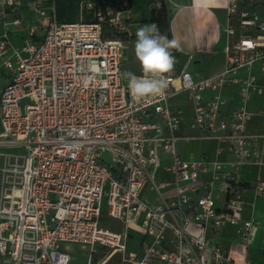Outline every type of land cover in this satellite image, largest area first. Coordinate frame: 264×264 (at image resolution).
Here are the masks:
<instances>
[{
	"label": "built area",
	"instance_id": "1",
	"mask_svg": "<svg viewBox=\"0 0 264 264\" xmlns=\"http://www.w3.org/2000/svg\"><path fill=\"white\" fill-rule=\"evenodd\" d=\"M255 1L264 4L228 0L221 69L198 75L171 49L166 95L137 99L122 77L130 0H0L1 264H81L74 245L86 264H250L216 240L226 226L264 251V102L250 107L264 96ZM23 7L37 23L18 47L10 35ZM203 140L213 155L179 147ZM131 230L141 235L135 251Z\"/></svg>",
	"mask_w": 264,
	"mask_h": 264
},
{
	"label": "crops",
	"instance_id": "2",
	"mask_svg": "<svg viewBox=\"0 0 264 264\" xmlns=\"http://www.w3.org/2000/svg\"><path fill=\"white\" fill-rule=\"evenodd\" d=\"M156 1L158 0H130L134 11L132 38H136L135 34L139 27L151 24L145 19L150 18ZM166 2L170 8L167 19L169 32L172 39L180 44V48L177 49L180 64L187 63L194 73L202 76L221 69L225 61L224 46L227 35L224 29L227 24L228 0H166ZM247 8L264 12V4L260 5L258 1L249 3ZM36 23L32 13L23 7V25L11 33L12 43L18 47L22 46L28 28ZM1 77L3 84L0 88L5 84V78ZM250 107H253L251 103ZM257 207L260 216L264 212L262 200ZM245 216H250L249 205ZM216 240L226 247L235 262L240 263L245 256H248L250 264H264V251L253 246L246 248L241 235L231 227L226 226L221 229L216 234Z\"/></svg>",
	"mask_w": 264,
	"mask_h": 264
},
{
	"label": "clouds",
	"instance_id": "3",
	"mask_svg": "<svg viewBox=\"0 0 264 264\" xmlns=\"http://www.w3.org/2000/svg\"><path fill=\"white\" fill-rule=\"evenodd\" d=\"M135 35L134 54L143 75L125 71L123 77L128 82V90L137 99L163 98L170 85L166 74L171 73L176 64L171 49H179L180 44L162 34L154 23L139 27Z\"/></svg>",
	"mask_w": 264,
	"mask_h": 264
},
{
	"label": "rangeland",
	"instance_id": "4",
	"mask_svg": "<svg viewBox=\"0 0 264 264\" xmlns=\"http://www.w3.org/2000/svg\"><path fill=\"white\" fill-rule=\"evenodd\" d=\"M160 1L161 6L160 7H156V3H155V8L153 7L152 9L156 10V11H162L164 9L165 11V19H168V15H169V6H168V2H166V0H158ZM137 6H139V4H136ZM135 39L136 38H132L127 44L128 47L126 49V54L124 56V59L122 61V77H123V73L125 71H131L134 74H141L142 73V69L141 66L139 64V62L137 61L135 54H134V44H135ZM123 81L127 82L126 79H124L123 77ZM3 84V79L0 76V85ZM262 102H264V96L262 98H260L259 100L257 99H253L251 101V106L255 107V106H259L260 104H262ZM186 127H188L186 125ZM186 133H191V132H195V131H189V128H184ZM179 147L182 149V151L184 152L185 156L188 157L190 156L192 153L195 154H199L200 151H206L208 152V154L213 155L214 154V144L211 143L210 141L207 140H203V141H191L189 143H184V142H180L179 143ZM104 224L106 225H111L113 227H119V222L115 221V223H113V219L110 218H105L104 220ZM141 237V235L138 232H135L134 230L130 231V239L128 240V244H127V250L129 251H135L138 249L139 246V238ZM73 252H74V261L77 263H81V264H86L87 263V257L84 256V250H82L78 245H74L73 246ZM103 255V251H99L95 256H94V261H99L101 260ZM100 262V261H99ZM99 264H103V262H100ZM104 264H118L117 260L115 258L109 259L108 261H106Z\"/></svg>",
	"mask_w": 264,
	"mask_h": 264
},
{
	"label": "trees",
	"instance_id": "5",
	"mask_svg": "<svg viewBox=\"0 0 264 264\" xmlns=\"http://www.w3.org/2000/svg\"><path fill=\"white\" fill-rule=\"evenodd\" d=\"M164 17H165L164 9L162 11H158V13H157L156 10L153 9L150 18L145 19V21L146 22H154V21H156L159 24V31L162 34L166 33L172 39L171 34L169 32L168 20H166Z\"/></svg>",
	"mask_w": 264,
	"mask_h": 264
}]
</instances>
